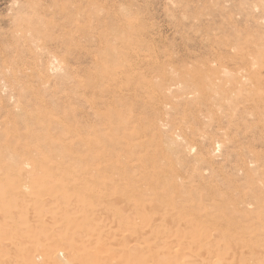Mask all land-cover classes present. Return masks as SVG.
<instances>
[{"label": "rangeland", "instance_id": "1", "mask_svg": "<svg viewBox=\"0 0 264 264\" xmlns=\"http://www.w3.org/2000/svg\"><path fill=\"white\" fill-rule=\"evenodd\" d=\"M23 169L20 184L59 169L49 179L66 190L36 214L40 188L17 203L28 224L0 218L4 253L54 210L57 240L25 248L97 238L111 264L117 235L147 231V215L213 227L239 208L232 232L253 226L257 240L235 255L264 259V0H0V173Z\"/></svg>", "mask_w": 264, "mask_h": 264}, {"label": "bare ground", "instance_id": "2", "mask_svg": "<svg viewBox=\"0 0 264 264\" xmlns=\"http://www.w3.org/2000/svg\"><path fill=\"white\" fill-rule=\"evenodd\" d=\"M24 167L29 165L27 160L23 161ZM24 170V169H23ZM58 170L36 169V174L30 176L29 181L20 184L17 183L15 177L25 174L24 172L14 171L12 173H0V218L8 223L15 221H22L28 224V217L23 209H20L17 203L23 204L29 197L33 196L35 191L39 188L43 190L40 197H36L31 203L27 204L30 208L31 214H36L42 211V207L38 204L52 201L50 195L54 187H57L60 193L65 192V187L60 183H53L49 177L58 173ZM60 172V171H59ZM86 189L92 191V187L87 185ZM141 206L137 208L141 210ZM245 208V207H244ZM165 214V213H164ZM164 216H154L152 214L141 219L142 224H146L149 228L147 231L138 233L130 239H126L123 233H119L116 239L119 240V253L117 259L111 264H264V259L260 255L255 257L236 256L235 249L241 252L244 248L251 247L257 240L253 231V226L245 227L241 232L234 234L232 231L238 228L239 219L244 217V212L239 208H233L230 219L221 225L211 227L204 219L193 217L184 220L178 227L172 223L166 222L170 216H175V212H166ZM60 215L59 210H54L49 214L40 215L36 220V227L30 228L29 232L17 230L16 236L18 240L25 235L30 234L29 241L18 243L17 238L12 241V251L4 253L1 259L8 260L10 263L16 264H36L39 261H51L58 256H68L74 258L77 254L89 264H109V256L100 255L98 250L103 243L98 239L89 241L87 245H78L74 239H68V247L61 249L49 248L47 242L38 246H31L25 248L26 245L36 243L39 240H49V242L56 241L54 238L55 231L58 225H48L50 219L56 221ZM178 217V215H177ZM67 224L69 233L81 232L82 234L90 235L94 227L89 224L84 228L79 222H72L69 219L62 221ZM71 227V228H70ZM26 236V237H27ZM143 238L148 239L149 243ZM176 242L171 244L170 242ZM60 244L63 241L59 242ZM3 248V247H2ZM9 248V247H8ZM141 251V253L128 254L132 250ZM10 250V249H9ZM190 251L196 254L194 263H190L187 258L180 259L182 254H190ZM4 254V255H3ZM173 257L168 260H158L159 257Z\"/></svg>", "mask_w": 264, "mask_h": 264}]
</instances>
